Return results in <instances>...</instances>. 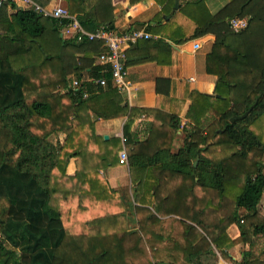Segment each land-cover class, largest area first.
<instances>
[{
    "label": "trees",
    "instance_id": "trees-1",
    "mask_svg": "<svg viewBox=\"0 0 264 264\" xmlns=\"http://www.w3.org/2000/svg\"><path fill=\"white\" fill-rule=\"evenodd\" d=\"M66 2L86 30L115 28L111 0ZM156 4L130 29L160 35L168 50L166 41L213 35L205 70L216 76L219 96L191 92L192 123L173 153L175 115L167 142L151 145L152 132L126 142L129 174L118 183L107 172L120 165L121 139H104L95 128L99 116L120 109L108 66L96 62L104 41L62 35L65 21L0 4V264H131L136 251L145 253L144 229L162 221L153 211L161 205L162 215L186 217L182 250L189 264H216L218 257L264 264V141L252 130L264 116V0H226L215 12L205 0ZM234 16L248 19L238 32L229 27ZM84 73L89 81L81 80ZM101 76L104 86L94 83ZM72 78L80 79L77 87ZM252 105L246 117L231 121ZM153 113L132 107L128 122ZM151 146L160 161L148 156ZM231 224L235 238L226 232ZM236 245L243 247L238 261L230 254Z\"/></svg>",
    "mask_w": 264,
    "mask_h": 264
},
{
    "label": "crops",
    "instance_id": "crops-1",
    "mask_svg": "<svg viewBox=\"0 0 264 264\" xmlns=\"http://www.w3.org/2000/svg\"><path fill=\"white\" fill-rule=\"evenodd\" d=\"M34 1L48 9L59 3L58 0ZM61 2L67 6L66 0H61ZM205 3L210 12H215L226 3V0H205ZM111 4L115 6L113 17L114 20H117L114 28L117 30L133 28L132 20L136 16L144 14L152 6L157 5V8H160L156 4V0H141L132 6H128V0H111ZM7 11L8 14L15 12L10 5L7 7ZM150 25H155V22L152 21ZM150 33L156 38L146 39L148 41L142 39L140 43L131 44L126 50L127 79L132 83L131 96L128 97L125 92H118L114 95L113 100L120 106V109L108 116H99L95 121V128L98 134L107 135V139L120 137L122 142L123 137L125 140L124 143L122 142V147L125 148L126 142L128 145L136 144V141L145 140L152 132L151 145H154L156 140L167 142L168 138H165V132L169 131L168 135H172L171 125L174 122L170 115H175L179 125L172 135L170 152L173 153L182 145L184 131L189 129L192 123L189 117L192 105L191 92L194 90L210 97L219 96L216 93V76L205 70V56L212 47L214 37L211 34H206L181 44L166 41L170 47L168 50L166 46L159 45L160 35ZM195 42L200 43V48H193ZM81 80L89 81L90 78L84 73ZM96 91H98L96 88L92 89V92L96 93ZM132 107L151 108L154 109V113L149 117H144L142 114L130 123L128 118ZM151 148L152 146L147 150L148 156H153ZM134 150L136 151V148ZM158 157L153 156L152 159L160 161L161 158ZM71 160L67 168L70 167L69 169L73 173L75 164L74 160ZM195 161L197 163V159ZM125 174H129L128 163L127 165L120 164L107 172L109 179L114 183H118V178ZM129 183L131 184L130 181ZM133 186H136V181ZM134 204L139 205L135 201ZM156 209L158 212H154L162 218L161 214L165 208L161 205ZM169 216L174 218L178 215L171 213Z\"/></svg>",
    "mask_w": 264,
    "mask_h": 264
},
{
    "label": "built area",
    "instance_id": "built-area-1",
    "mask_svg": "<svg viewBox=\"0 0 264 264\" xmlns=\"http://www.w3.org/2000/svg\"><path fill=\"white\" fill-rule=\"evenodd\" d=\"M2 2L10 3L15 8H31L46 16L58 19L60 22L65 21L66 23L63 26L62 35H76L77 39L85 37L88 41L94 39L103 40L106 51L99 54L96 62L100 65L108 66L111 74V84L118 92H125L128 97L131 96L132 83L127 79V69L125 67L126 49L139 40L156 38V36L145 29L117 30L114 28L101 27L95 31H88L81 25L77 16L71 13L61 0H58L59 3L54 5L51 9L39 5L34 0H0V4ZM247 22L248 19L245 16H234L228 21L230 29L234 32H238L245 28ZM193 48H200V43H193ZM94 83L104 86L107 80L105 77L101 76L95 78ZM79 84L80 79L72 78L70 83L72 88L77 87ZM88 94L89 93L85 91L83 96L86 97ZM124 140L125 139L122 137L123 143ZM118 162L122 165H127L128 163V153L124 146L118 151Z\"/></svg>",
    "mask_w": 264,
    "mask_h": 264
},
{
    "label": "rangeland",
    "instance_id": "rangeland-1",
    "mask_svg": "<svg viewBox=\"0 0 264 264\" xmlns=\"http://www.w3.org/2000/svg\"><path fill=\"white\" fill-rule=\"evenodd\" d=\"M252 130L264 141V116L252 126ZM70 161L72 160L70 159ZM69 168H67V172L72 173ZM164 212L170 213L168 210ZM168 213L165 215L160 213L162 215V221L153 223L150 227L144 229L141 236L144 239L142 246L145 249V253L136 251V255L132 258L131 264H156V262L160 263L162 260L170 264L172 262L173 264H189L182 250L184 247L185 228L181 220H186V217L184 214H177V217L172 218L173 216H169L172 212L170 214ZM259 214L264 216V197L259 204ZM187 221L190 222V219ZM200 231L202 232V230ZM226 232L231 238H235L238 235V229L234 224L229 225ZM161 236L163 239H161ZM260 239L259 244L263 246L264 238ZM242 249L243 247L241 245H236L230 249V254L236 261L239 260ZM217 260L216 264H234L233 262L223 260L221 257H218Z\"/></svg>",
    "mask_w": 264,
    "mask_h": 264
},
{
    "label": "water",
    "instance_id": "water-1",
    "mask_svg": "<svg viewBox=\"0 0 264 264\" xmlns=\"http://www.w3.org/2000/svg\"><path fill=\"white\" fill-rule=\"evenodd\" d=\"M253 105H254V104H253ZM253 105L250 106V108H249L247 111H245L243 114L232 116V117H231V121H234V120H236V119H241V118L246 117V116L249 114L250 110L252 109ZM103 138H104V139H107L108 136H107V135H104ZM194 164H196V161L194 162ZM159 264H170V263H168V262H160Z\"/></svg>",
    "mask_w": 264,
    "mask_h": 264
}]
</instances>
